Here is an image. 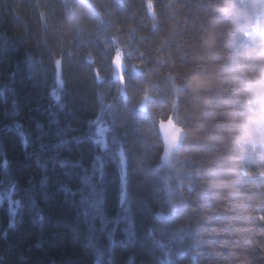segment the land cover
<instances>
[{"label":"trees","instance_id":"16d2710c","mask_svg":"<svg viewBox=\"0 0 264 264\" xmlns=\"http://www.w3.org/2000/svg\"><path fill=\"white\" fill-rule=\"evenodd\" d=\"M70 3L0 0V264H264L258 152H248L237 192L225 200L203 187L218 156L214 144L163 165L158 114L175 118L179 79L197 67L190 57L209 19L204 0H98L99 14L65 36ZM238 3L252 14L251 0ZM242 40L235 27L226 31L225 56ZM118 55L125 95L114 79ZM161 56L172 59L175 91L163 69L145 78ZM149 83L156 85L154 100L144 96L151 112L137 98ZM103 103L114 106L107 143L125 149V180L119 154L107 155L104 175L89 180L97 156L108 154L93 143ZM173 191L184 201L178 211Z\"/></svg>","mask_w":264,"mask_h":264},{"label":"clouds","instance_id":"9594fccd","mask_svg":"<svg viewBox=\"0 0 264 264\" xmlns=\"http://www.w3.org/2000/svg\"><path fill=\"white\" fill-rule=\"evenodd\" d=\"M251 7L252 14H247L238 0H204L202 10L209 19L190 57L197 67L179 79L180 104L167 166L176 167L194 148L214 144L218 156L205 169L202 179L205 193H212L218 200L236 194L235 177L250 150L264 160V0H251ZM89 13L99 14L98 0H71L63 35L79 30ZM233 27L243 40L226 57L221 40ZM171 64L170 56L158 57L145 78L151 81L163 69L164 78L175 91ZM155 87L149 83L139 91L141 109L153 110L144 96L154 100ZM158 115L167 116L164 112ZM171 196L172 209L180 210L183 199L175 191ZM241 215L246 218L250 213L242 211Z\"/></svg>","mask_w":264,"mask_h":264},{"label":"rangeland","instance_id":"374dc122","mask_svg":"<svg viewBox=\"0 0 264 264\" xmlns=\"http://www.w3.org/2000/svg\"><path fill=\"white\" fill-rule=\"evenodd\" d=\"M117 61H121V62H125L123 57L121 55H118L116 57ZM126 65V64H125ZM61 86V83H59V86L55 88V90L53 91V96L54 98H56L57 100L60 99L61 95H60V92H61V89H60ZM113 105L112 103H103V108H102V111L101 113L99 114V116L97 117V119H95V121L93 122L94 125L96 124V133H95V136H96V141L98 143H100L101 145V148H100V151L101 152H105L104 151V148L107 147V134L110 130V127H111V123H112V120H113V109H112ZM100 147V146H99ZM108 157L109 158H113L114 156L111 155L110 153L108 154H99L98 157H102V158H105V157ZM119 162H121L122 160H124V150L122 149L121 152L119 153ZM117 159V158H116ZM98 162H99V165H98ZM97 162L96 164V173H97V176H96V173L95 171H93V175L90 176L89 180H92L93 177H97V179L99 180V177L101 176L102 174V171H101V161H100V158H99V161ZM122 164V163H121ZM97 180V181H98ZM94 186V185H93ZM95 187V186H94ZM92 189V188H91ZM7 194V193H6ZM3 198H7L10 202H12L11 205H13V207L16 206V204H18L15 200H13L11 198V196L7 195ZM86 200V198H85ZM86 203V201H85ZM84 203V204H85ZM90 207L92 208L94 205L97 206V200H90Z\"/></svg>","mask_w":264,"mask_h":264},{"label":"water","instance_id":"95a60500","mask_svg":"<svg viewBox=\"0 0 264 264\" xmlns=\"http://www.w3.org/2000/svg\"><path fill=\"white\" fill-rule=\"evenodd\" d=\"M114 68V78L118 80L121 83V91L122 94H125V78L124 74L126 71V67L124 64H122L119 61H115L113 63ZM174 130V121L172 118L168 120L167 122H162L159 124V135L161 142L163 143V146L166 148L167 151H169V141L172 135V132ZM123 176L126 178L127 171H126V162H123ZM126 187V182H124V188Z\"/></svg>","mask_w":264,"mask_h":264},{"label":"bare ground","instance_id":"6f19581e","mask_svg":"<svg viewBox=\"0 0 264 264\" xmlns=\"http://www.w3.org/2000/svg\"><path fill=\"white\" fill-rule=\"evenodd\" d=\"M116 39H114V41L113 40H111V42H113L114 44L116 43V41H115ZM116 58V57H115ZM115 58L113 57V61H115ZM109 60H111V58H109ZM121 62V61H120ZM122 64H124L125 65V62H121ZM115 79V78H114ZM115 81L116 82H118V80H116L115 79ZM112 109H113V111H114V106L112 107ZM173 114H174V111H173V113H172V115L168 118V117H166V118H163L159 123H162V122H167L168 120H170V118H172L173 119ZM173 121H174V119H173ZM93 124V123H92ZM94 135H93V143L96 145V146H100V148H101V145H100V143H98L97 141H96V136H95V133H96V124L94 125ZM110 130H111V127H110ZM158 130H159V125H158ZM109 133V132H108ZM107 136H108V134H107ZM95 146V147H96ZM124 150V153H125V149H124V147L122 146V144L120 143V142H108L107 143V147L106 148H104V151L106 152V153H110V154H113L114 155V157L117 155V154H119L120 152H121V150ZM168 152L169 151H164V159H163V165H167V162H168ZM99 158H100V161H101V171H102V174L104 175V170H105V167H106V162H107V160H108V158H102V157H98L97 156V162L99 161ZM98 165H99V162H98ZM100 166V165H99Z\"/></svg>","mask_w":264,"mask_h":264}]
</instances>
